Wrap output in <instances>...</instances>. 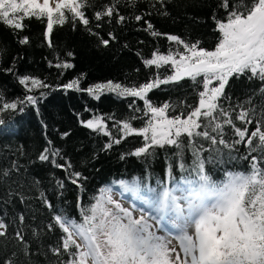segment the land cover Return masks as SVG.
<instances>
[{
  "label": "trees",
  "instance_id": "1",
  "mask_svg": "<svg viewBox=\"0 0 264 264\" xmlns=\"http://www.w3.org/2000/svg\"><path fill=\"white\" fill-rule=\"evenodd\" d=\"M88 2L91 7L85 9V15L89 25L76 23L73 27L71 22L54 25L51 48L43 35L46 18L44 22L25 18L26 27L22 31L0 22V50H4L0 56V93L4 100L0 104L24 99L26 95L38 98L36 105L25 101L16 110L0 112V119L5 120V124L0 125V219L8 225L7 236L0 237V264L7 260L14 264H60L62 259H67L66 255L57 257L51 251L60 244L63 235L55 226L54 217L62 215L82 222L81 209L94 204L101 189L110 188L122 194L127 191L131 200L155 204L165 187L175 190L176 195L177 191L187 187L186 180L198 179L193 171V150L187 146L186 138H182L185 140L182 158L174 146L151 149V155H131L144 143L143 138L136 135L122 139L120 144L112 143L113 139L121 137L117 122L130 121L136 128L143 126V121L148 119L144 116L143 101L110 92H104L96 99L86 91L65 89L63 85L80 78L81 89L108 81L131 87L148 82L157 75L163 78L172 74L170 66L159 69L146 67L143 61L152 58V53L157 50L167 54L170 49L178 47L167 40L168 34L177 35L186 42L200 41L201 47L213 50L219 34L214 31L216 24L212 16L215 13L218 18H224L223 10L217 7L219 0H165L163 4L158 0H138L135 7L127 4L126 0H120L116 7L119 15L125 17L123 23H118L115 15L100 21L95 19V12L102 11L105 5L111 6L115 0ZM136 15L144 19L136 21ZM146 22L151 23L161 35L152 36L146 30ZM24 36L29 37L27 45L19 43ZM100 38L108 39V46H104ZM68 52L73 55L68 56ZM64 62L71 63L73 67H55L56 63ZM10 67L14 72L3 71ZM25 75L39 78L50 87L29 92L18 82V78ZM229 85L225 91L231 99L223 101L226 108L229 104L244 103L254 90H258L260 82L241 77L232 78ZM200 90L201 87L186 78L178 84L153 89L148 93V99L155 106L169 103L176 106V113L181 110L187 113L190 111L187 105L194 107L198 104L197 93ZM259 99L257 96L253 102L257 103ZM20 107H23L22 112ZM244 107L251 105L244 104ZM137 108L140 111H135ZM239 111L237 107L232 113L233 118ZM96 116L104 118L111 136L82 125L81 121ZM132 117H142L143 120ZM234 122L243 127L239 120L234 119ZM247 127L249 131L254 130V124ZM65 132L69 135L63 136ZM237 138L225 126L224 139L231 142ZM109 143H112L111 148L106 147ZM201 145L200 157L204 160L205 173L213 181H223L229 171L249 170L247 161L230 158L229 149L223 145L213 146L208 140L196 138V148ZM46 147L58 149L59 156L40 161L38 157ZM237 148L239 152L232 151L231 156L247 154L243 145ZM51 160L65 165V168L71 164V168H58ZM14 162L19 171L13 168ZM181 163L185 165L183 170L179 166ZM5 170L10 172L7 177L2 175ZM74 172L81 173L82 178L77 184L71 182L75 179L71 175ZM121 181L129 187L122 186ZM58 182H62L63 187ZM137 184L138 187H134ZM9 190L11 196L8 195ZM21 196L24 197L23 202ZM48 204L52 207L49 208ZM21 214L23 223L19 220ZM49 225H53L51 230ZM17 231L24 236L27 255L25 244L15 236Z\"/></svg>",
  "mask_w": 264,
  "mask_h": 264
},
{
  "label": "snow or ice",
  "instance_id": "2",
  "mask_svg": "<svg viewBox=\"0 0 264 264\" xmlns=\"http://www.w3.org/2000/svg\"><path fill=\"white\" fill-rule=\"evenodd\" d=\"M137 2L138 0H126L133 7ZM158 2L163 4L165 0ZM118 3L120 0H115L111 6L105 5L102 11L95 12V19L100 21L104 17L112 18L115 15L118 17L117 22L123 23L125 17L117 12ZM88 7H91L88 0H0V22L13 30L22 31L26 27L23 22L25 18H35L40 22H44L46 18V31L43 35L47 46L51 48L54 25L62 26L71 22L73 27L76 23L87 27L89 19L85 15V9ZM217 7L223 10L224 18H218L215 13L212 16L216 24L214 31L219 34L213 50L201 47L200 41L186 42L177 35L168 34L167 40L178 47L170 49L167 54H161L157 50L152 53V58L143 61L146 67L155 66L159 69L170 66L172 74L163 78L157 75L148 82L131 87L108 81L81 89L80 78L63 85L65 89L86 91L96 99L104 92H110L119 97H133L143 101L146 109L144 116L148 117L143 121V126L136 128L130 121L117 122L121 137L113 139L112 143L120 144L122 139L136 135L142 137L144 143L131 155H151V149L174 146L182 158L185 147V140L182 138H186L187 146L193 150V171L198 179L186 180L187 187L181 190V195H175V190L165 187L157 200L160 213L158 218L148 217L143 212L135 217L133 209L125 208L112 199L110 188L101 189L100 196L95 198L96 202L87 209H81L82 222L56 215L55 226H58L63 235L60 244L51 248V251L57 257L67 256L60 264H264V0H219ZM142 19L144 17L141 15L135 16L136 21ZM88 30L91 32L90 28ZM146 30L152 36L161 35L149 22H146ZM100 40L104 46H108V39ZM19 43L29 44V37L24 36ZM3 51L0 50V56ZM72 55V52H68V56ZM55 67L70 69L73 65L64 62L56 63ZM3 71L12 73L14 68ZM241 77L259 81L260 86L244 103L236 106L229 104L226 108L223 101H229L231 97L225 89L230 86L232 78ZM186 78L202 88L197 93L198 104L194 107L187 105L190 109L187 113L184 110L176 113V106L169 103L155 106L148 99V93L153 89L161 85L178 84ZM18 82L29 92L50 87L39 78L27 75L19 77ZM40 95L43 96L44 93L41 92ZM257 96L260 99L254 103ZM3 100V94L0 93V101ZM25 101L36 105L38 98L26 95L18 101H5L0 104V112L16 110ZM244 104L251 107L245 108ZM237 107L240 111L233 118L232 113ZM19 110L22 112L23 107ZM131 119L143 120L142 117ZM234 119L239 120L243 127H238ZM81 123L93 131L103 132L106 136L112 135L103 117L96 116ZM4 124L5 120L0 119V125ZM252 124L254 130L249 131L247 125ZM225 126L238 138L231 142L225 140ZM68 135L67 132L63 133V136ZM196 138L208 140L213 146L223 145L229 149L230 158L247 161L249 170L229 171L225 173L223 181H213L205 173L204 160L200 157L203 145L196 148ZM51 143L49 140L48 144ZM112 143L106 147L111 148ZM238 145H243L247 154L242 157L231 156L232 151L239 152ZM59 154L58 149L46 147L38 159L42 162L49 161L50 156ZM50 162L58 168H71V164L65 168V165L56 163L55 160ZM179 166L181 170L185 168L183 163ZM13 168L19 171L15 162ZM2 175L7 177L10 172L5 170ZM71 175L75 177L71 181L73 184H77L82 178L80 172ZM169 176L171 177V166ZM58 183L63 187L62 182ZM120 184L125 188L129 187L124 181ZM134 187H138V184ZM8 195H12L10 190ZM20 199L21 202L24 201L23 196ZM181 200L186 201V212L185 206L179 202ZM7 202L9 201H5ZM48 207L51 208L52 205L48 204ZM166 216L179 229L174 236L158 235L153 230L154 225H160ZM19 220L23 223L22 214ZM52 227L53 225H49V230ZM7 229L8 225L0 219V237L7 236ZM15 236L25 244L24 252L27 255L24 236L20 231ZM173 239L178 242L179 250L172 246ZM4 264L14 262L7 260Z\"/></svg>",
  "mask_w": 264,
  "mask_h": 264
},
{
  "label": "rangeland",
  "instance_id": "3",
  "mask_svg": "<svg viewBox=\"0 0 264 264\" xmlns=\"http://www.w3.org/2000/svg\"><path fill=\"white\" fill-rule=\"evenodd\" d=\"M42 2V1H41ZM128 192H124V194L112 191L111 190V197L114 201L119 202L123 207L133 209V215L135 217H139L141 213L143 212L148 217H159L160 213L158 212V204H150L147 202H144L142 200H131V196L127 194ZM181 190L177 191L176 195H181ZM183 206H185V212H186V201H179ZM109 207H112L109 205ZM151 223H154V221H151ZM179 223L180 221H176ZM154 231H157L158 235H171L174 236L177 234L179 229L173 226V220L169 219L168 216L164 218L163 221H161L160 225L155 226L153 228ZM191 231V229H190ZM172 246H176L178 249V242L176 240H172ZM179 250V249H178Z\"/></svg>",
  "mask_w": 264,
  "mask_h": 264
},
{
  "label": "bare ground",
  "instance_id": "4",
  "mask_svg": "<svg viewBox=\"0 0 264 264\" xmlns=\"http://www.w3.org/2000/svg\"><path fill=\"white\" fill-rule=\"evenodd\" d=\"M42 1V0H41Z\"/></svg>",
  "mask_w": 264,
  "mask_h": 264
}]
</instances>
